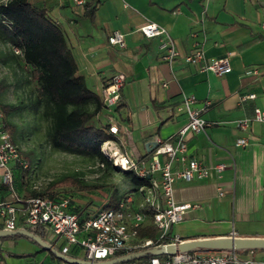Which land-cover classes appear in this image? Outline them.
<instances>
[{
    "label": "crops",
    "instance_id": "obj_1",
    "mask_svg": "<svg viewBox=\"0 0 264 264\" xmlns=\"http://www.w3.org/2000/svg\"><path fill=\"white\" fill-rule=\"evenodd\" d=\"M44 9L60 27L75 63V74L83 78L86 87L100 97L111 77L120 73L125 83L120 90L121 103L111 105L91 120V125L107 130L115 125L117 134L113 149L134 160L147 161L153 154L155 138L174 144L176 132L186 124V115L176 113L182 94L196 98L195 108L209 102L202 117L210 123L204 133L188 132L183 137L189 159L208 167V175L191 182L176 181L173 195L176 202L197 204L183 219L172 225L169 237L180 240L214 236H264V125L253 123L248 130L238 129L235 122L252 114L253 108L264 109V0H29ZM151 22L163 26L173 40L179 58L172 64L161 60L158 38H146L139 28ZM124 34L125 47L110 45L109 34ZM198 33L196 38L192 33ZM0 38V68L11 67L18 59L6 52ZM194 42L203 51L204 62L227 58L230 69L221 76L203 71L199 65L185 63L183 57L193 50ZM10 47L11 44H10ZM8 55V56H7ZM256 70V74L247 71ZM10 82L0 78V111L6 128L10 113L2 106ZM19 83L13 84L16 97ZM254 93L253 100L240 103L239 96ZM243 137L246 146H236ZM105 142V143H107ZM163 162L164 157H160ZM27 160V159H26ZM226 167L219 173L216 164ZM179 162L173 168H181ZM13 186L2 182L0 168V204L9 202L20 217L22 205L13 201L34 196L27 185V170L11 164ZM157 177V175H154ZM127 194H133L132 210H137L143 197L128 179ZM222 191V195H219ZM122 197L107 199L116 207ZM72 199V198H71ZM156 199L162 203L157 194ZM113 207V208H114ZM70 209L80 219L97 210L83 208L75 199ZM140 229L151 226L146 207ZM1 230H4L0 223ZM43 231V239L61 253L63 242L52 231ZM155 228V227H154ZM138 230V240L141 237ZM31 232V231H30ZM156 235V234H155ZM33 241V240H32ZM26 238L0 237V264H68L51 252ZM68 257L86 261L82 250L71 247ZM252 257L264 259V251L252 252Z\"/></svg>",
    "mask_w": 264,
    "mask_h": 264
},
{
    "label": "built area",
    "instance_id": "obj_2",
    "mask_svg": "<svg viewBox=\"0 0 264 264\" xmlns=\"http://www.w3.org/2000/svg\"><path fill=\"white\" fill-rule=\"evenodd\" d=\"M73 1L76 4L84 2V0ZM139 32L146 38H158L161 60L172 64L179 58V52L163 26L147 22L140 26ZM197 36L198 33H192V37L196 38ZM107 41L110 45L125 47L124 34L119 31L109 34ZM13 51L17 55L21 53L18 48H13ZM183 61L199 65L201 70L212 72L217 76L225 74L230 69L227 58L203 63V51L196 42L193 44L192 52L185 55ZM247 73L256 74L257 72L251 70ZM124 83V76L117 73L103 87L100 99L106 107L120 105V90ZM254 98V93L242 94L239 96V101L243 103ZM195 104L194 95L182 94L180 103L175 107V112L186 115V124L176 132L177 139L174 144L155 138L156 146L147 161L134 160L117 150L111 152L114 167L123 171H132L138 178L148 179V185L137 187L143 197V202L137 210L131 209L133 194L129 193L119 200L116 207L102 208L92 216L81 220L80 216L70 209L72 199L68 195L58 193L34 195L23 199L12 193L13 201L22 205L20 217H16L14 205L9 202L1 203L0 223L4 230L31 231L38 227H46L52 231L57 241L63 242L62 254L68 256L71 247H77L82 250L84 260L94 262L115 258V255L120 252L131 253L135 249L178 243L180 239L169 237V231L172 225L181 221L185 213L196 208L197 204L176 202L173 195V184L176 181L201 180L208 175L206 165L188 158L187 146L183 141V137L188 132L204 133L210 126V123L202 117L209 102H204L198 108L194 107ZM253 123L264 125V109L254 107L250 116L237 120L235 125L238 129L246 131ZM108 132L116 135L117 127L110 125ZM247 144V140L243 137L235 140L236 146H246ZM161 156L164 157L163 162H161ZM174 162H179L182 167L173 168ZM11 164L18 166L21 170H27L29 167L28 161L21 157L19 149L13 143L4 122V115L0 111V168L3 169L2 182L9 189L13 186ZM225 167V164L219 163L214 166V170L219 173ZM157 194L162 203L157 201ZM219 195H222V191H219ZM144 207L151 212L156 235L154 239L138 240V230L145 218V214L140 211V208ZM251 253L248 251L246 254ZM167 256L163 259L153 256L147 264H264V259L258 260L251 255L238 252H192Z\"/></svg>",
    "mask_w": 264,
    "mask_h": 264
},
{
    "label": "trees",
    "instance_id": "obj_3",
    "mask_svg": "<svg viewBox=\"0 0 264 264\" xmlns=\"http://www.w3.org/2000/svg\"><path fill=\"white\" fill-rule=\"evenodd\" d=\"M0 19L6 23L3 31L12 48L21 51L18 56L28 69L31 81L36 84L38 94L43 97L48 108L46 114L51 118L48 133L51 147L69 153L91 154L101 162L108 163L100 146L107 141H115V136L108 132V128L103 130L91 125V120L106 106L99 96L86 87L83 78L75 74V63L60 27L47 15L46 10L33 7L29 0H7L0 3ZM15 108L16 106H2L5 114ZM124 176L136 188L149 184L148 179L138 178L132 171H124ZM114 206L109 201L105 207ZM146 213L151 214L150 211ZM31 232L43 238L41 228H35ZM155 234L156 229L153 226L139 230L141 237L154 239ZM7 237L29 239L19 234ZM148 249H135L131 253ZM246 253L248 251L242 254ZM69 254L74 256L75 252L71 251ZM126 254L128 253L120 252L115 257ZM151 257V254H147L145 259L138 258L129 263L147 264ZM166 257L168 256H160L161 259Z\"/></svg>",
    "mask_w": 264,
    "mask_h": 264
},
{
    "label": "rangeland",
    "instance_id": "obj_4",
    "mask_svg": "<svg viewBox=\"0 0 264 264\" xmlns=\"http://www.w3.org/2000/svg\"><path fill=\"white\" fill-rule=\"evenodd\" d=\"M6 1L0 0V3ZM5 25L0 19V38L4 40L7 54L12 52L18 56L3 31ZM0 78L11 85L6 93L8 98L3 101L15 104L16 108L10 112L7 130L21 157L29 163L27 185L35 195L64 194L75 199L85 209L91 207L100 210L106 208L104 204L107 199L127 194L125 185H128V179L124 171L112 163L111 152L115 150L112 142L100 146L108 163L101 162L91 154L69 153L52 148L48 140L51 126V118L46 114L48 108L22 60L14 59L11 67L0 68ZM17 83L19 88L15 97L12 87Z\"/></svg>",
    "mask_w": 264,
    "mask_h": 264
},
{
    "label": "water",
    "instance_id": "obj_5",
    "mask_svg": "<svg viewBox=\"0 0 264 264\" xmlns=\"http://www.w3.org/2000/svg\"><path fill=\"white\" fill-rule=\"evenodd\" d=\"M19 234L33 240L45 251L51 252L55 257L67 263L74 264H122L144 258L147 254L152 256L157 255H175L187 254L192 252H238L243 253L247 251H264V236H214V237H198L180 240L178 243L164 244L159 247H151L146 251H139L128 253L124 256L115 257L106 261H81L70 258L59 251L55 250L51 245L45 242L32 232L24 229H16L14 231L0 230V237H7Z\"/></svg>",
    "mask_w": 264,
    "mask_h": 264
},
{
    "label": "bare ground",
    "instance_id": "obj_6",
    "mask_svg": "<svg viewBox=\"0 0 264 264\" xmlns=\"http://www.w3.org/2000/svg\"><path fill=\"white\" fill-rule=\"evenodd\" d=\"M115 156V155H114Z\"/></svg>",
    "mask_w": 264,
    "mask_h": 264
}]
</instances>
